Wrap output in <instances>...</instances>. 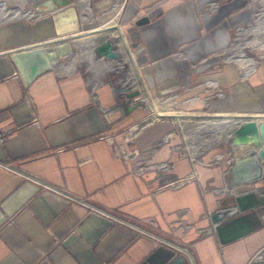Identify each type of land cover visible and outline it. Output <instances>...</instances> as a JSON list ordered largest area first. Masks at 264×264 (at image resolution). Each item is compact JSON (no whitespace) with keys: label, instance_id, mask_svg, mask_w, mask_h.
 Wrapping results in <instances>:
<instances>
[{"label":"crops","instance_id":"0c3cea01","mask_svg":"<svg viewBox=\"0 0 264 264\" xmlns=\"http://www.w3.org/2000/svg\"><path fill=\"white\" fill-rule=\"evenodd\" d=\"M41 1L0 0V81L14 72L7 52L74 34L95 40L69 67L62 60L35 79L20 102L0 107V164L7 166L0 167V264H188L158 238L187 247L194 264H249L264 247V209L235 241L221 245L208 234L222 178L214 161L202 164L190 151L178 126L190 129L218 115L227 118L217 126L219 134L225 128V138L246 120L241 116H264V61L248 62L253 67L245 74L220 58L232 32L251 18V5L86 0L30 21L31 9ZM141 17L149 21L136 26ZM112 19L116 24L105 28ZM108 35L125 38L130 54L125 52L124 62L130 61L140 86L161 97V107L174 101L177 115L141 127L146 111L137 108L111 125L104 122L90 92L115 60L93 56L92 47ZM84 56L101 68H83ZM215 88L223 95L211 96ZM25 98L33 102L37 123ZM136 124L135 133L125 135ZM110 139L135 157H114ZM158 164L164 167L159 170ZM192 170L194 179L152 194L157 185ZM50 187L85 198L147 234L101 216H78L69 198ZM248 191L264 193V180L236 189Z\"/></svg>","mask_w":264,"mask_h":264},{"label":"water","instance_id":"95a60500","mask_svg":"<svg viewBox=\"0 0 264 264\" xmlns=\"http://www.w3.org/2000/svg\"><path fill=\"white\" fill-rule=\"evenodd\" d=\"M73 1L86 0H43L32 10L49 13L68 5ZM149 21L141 17L135 21L141 26ZM76 34L69 37L33 44L25 48L7 52L13 64V75L0 81V107L18 103L23 92L39 76L55 70L62 60L74 57L77 51L92 46L95 38L77 40ZM93 56L106 60H116L119 56L117 48L110 40H103L92 47ZM90 98L101 114L104 122L111 125L143 104L139 91L134 86H127L115 81L105 74L99 78L98 85L90 92ZM221 116H214L192 125L190 129L179 125L182 140L190 151L199 157L202 164L214 161L222 178L219 187V198L215 208L208 216V234H214L219 244L223 245L241 238L252 226V217L264 209V193L254 191L236 192L239 186L264 180V116H241L246 118L233 130L224 135V128L219 134L218 122ZM209 137V138H208ZM207 139L210 142L208 143ZM78 216H84L85 208L71 204ZM264 261V247L261 250Z\"/></svg>","mask_w":264,"mask_h":264},{"label":"rangeland","instance_id":"374dc122","mask_svg":"<svg viewBox=\"0 0 264 264\" xmlns=\"http://www.w3.org/2000/svg\"><path fill=\"white\" fill-rule=\"evenodd\" d=\"M246 1L252 7V8L249 7V10L252 9V16L246 23H243L239 29H235L232 32V36H231V39L229 41V44L227 45V49L220 56V58H222L223 60H230L231 62H233V64H236L234 62V60H236V58L238 57L237 53H239L240 58L238 60H240V61H238V63L240 62L241 64H243L242 71L245 74H246V72L249 71V69H251V66H252V65L248 64V62L252 61L253 59L256 61V63H258V62L260 63V62L264 61V49H262V48L254 49L256 47H252L250 44V41H252L255 38V37H253V34L256 33L257 30H259V31L264 30V0H246ZM87 4L90 5V3H87ZM85 7H87V6H85ZM33 12L34 13H32V17L29 18L30 21L34 20L36 18V15L45 14V13H39L36 11H33ZM111 35H116V33L114 31H112ZM256 35H258V36L260 35L261 36L260 38H262V35L264 37V32L262 34H256ZM105 39L110 40L116 44L119 42L120 45H122V46H124V43H125V45L127 44L126 42H124L123 37H122V39L119 40L118 36H110V35L102 37V38L99 37L97 39V41H103ZM87 41L88 40H83L82 42L84 45H86ZM86 48H91V47L87 46L85 48L79 49L77 51L75 58L77 57V55L81 51L85 50ZM90 50H89V52H90ZM119 50H120L119 55H118L119 57L113 63H111L112 65L109 66V70H108V73L109 72L110 73L107 75L110 78H112L115 81V83H122V84H125L127 86L136 87L137 82H140V80H138V78H137L138 75L136 74V72L132 69L131 65L129 64L130 61L124 62V58L126 57V54L124 52H121L120 47H119ZM244 53L249 58H246L244 56ZM250 57H252L253 59ZM73 59H74L73 57L65 59L64 65L66 67H69V65L71 64ZM94 61L95 60L93 57L89 58L87 56H84L81 58L80 62H81V66L83 68H86V67H88V68L93 67L94 69L101 68L102 65H96V63ZM146 90L150 94L149 90L148 89H146ZM213 90H214V92L212 93L211 96L223 95V93H224V91L220 88H218V89L215 88ZM153 99L155 100V97L151 96V99H149V103L154 104L152 102ZM154 102L162 109H166L169 106L172 107L170 103L165 107H161V105H159L156 101H154ZM175 111L177 113L180 112L177 109H175ZM221 120H225V122H226L227 118L223 119V117H221ZM263 222H264V217H263Z\"/></svg>","mask_w":264,"mask_h":264},{"label":"built area","instance_id":"2783aa9c","mask_svg":"<svg viewBox=\"0 0 264 264\" xmlns=\"http://www.w3.org/2000/svg\"><path fill=\"white\" fill-rule=\"evenodd\" d=\"M119 40H120V37H119ZM113 44H115V46L117 48V51L119 53L120 50H119L118 43L116 44V43L113 42ZM121 52H122V50H121ZM137 84H139V87H138V85H136V89L139 91L140 98L143 100V104L140 106V108H142L144 111H146L145 116L140 120L141 127H143V126H145L147 124L159 121L161 119V117L166 116V115H157L158 116L157 119H151V116L153 115L154 112H153V110L150 107H148L147 100L145 99V98L151 99V94H149L146 89H144V88H142L140 86V82H138ZM25 99H26V102L29 105L30 110H31L32 122L33 123H37V117H36V112H35V108H34L33 102L30 99H27V98H25ZM155 99H156V102L158 104L161 103V99H162L161 97H159V98L155 97ZM173 103H174V101L170 103L171 106H172ZM136 125H139V124H136ZM129 128L126 130L125 135H126L127 131L129 130ZM172 134H173V132L168 133V135H172ZM109 143L112 145V155L114 157H120L123 160L127 161V160H130V159L134 158L135 155H136L133 151L126 152L122 148V145H115L112 142L111 139L109 140ZM163 165L164 164H158V166H155V167L160 170V169H162L164 167ZM0 167L6 168L7 166H6V164H0ZM140 168H141L140 170H142L144 167L140 166ZM193 171L194 170H192L187 176H184L182 178H175V179H172V180H167L164 184L157 185V187L152 191V194L154 195L155 193H157L159 191H162L163 189H176V188H178L180 185L184 184L185 182H187V181H189L191 179H194L193 178ZM157 176H158V174H157ZM27 178L32 180V181L38 182L35 178H32V177H27ZM50 189L52 191H55L57 193H60V194H62L64 196L68 197L72 204H77V205L85 208L87 213H89V214L101 216V217L109 219L110 221H112L114 223L127 226L131 230H133V232H135L138 235L146 236V234H147L146 231L144 229H142L138 224L123 220L122 218H119V217L115 216V214H113L112 212L105 211V210H103V209L91 204L85 198H75V197H72V196H69V195L65 194L62 191L56 190V189H54L52 187H50ZM158 240H159V243H161L162 245L164 244V245L168 246L169 248H171L173 251H178L181 254H183L184 257H185V260L187 261L188 264H194L193 256H192L191 252L189 251V249L187 247L173 244V243H171V242H169L167 240H164L162 238H158ZM249 264H264V261L261 258V251L258 252L250 260Z\"/></svg>","mask_w":264,"mask_h":264},{"label":"bare ground","instance_id":"6f19581e","mask_svg":"<svg viewBox=\"0 0 264 264\" xmlns=\"http://www.w3.org/2000/svg\"><path fill=\"white\" fill-rule=\"evenodd\" d=\"M114 24H116L115 23V20L114 19H112V20H110L109 22H106V25L107 26H105V28H108V27H112ZM95 29H97V28H95ZM95 31H97V30H95ZM264 32V30H257V32L256 33H254L253 34V37H255L252 41H250V44H251V46L252 47H256V48H254V49H258V48H262V49H264V37H263V35H262V38H260L261 36L259 35H256V34H262ZM117 36H119L120 37V35H117ZM252 37V38H253ZM76 38V37H75ZM84 37H79L77 40H82ZM251 38V39H252ZM120 39H121V37H120ZM121 42V41H120ZM124 42H126V40H125V38H124ZM118 45L119 46H121V49H123V52L125 53H129L130 54V51H129V48H128V45L126 44L125 45V43H124V46H122V45H120V43L118 42ZM248 47V46H247ZM238 54V57L236 58V60H234V62L238 65V67L242 70L243 68H242V66H243V64H241L240 62L238 63V59L240 58L239 57V53H237ZM244 56L246 57V58H249V57H247L246 55H245V53H244ZM250 58H252V57H250ZM253 59V58H252ZM254 60V59H253ZM255 61V60H254ZM256 64V61H255V63H254V65ZM141 87L142 88H144V89H146V87L144 86V85H141ZM146 100H147V105H148V107H150L152 110H153V115L151 116V119H157L158 118V116L157 115H167V114H176L177 112L175 111V109L174 108H172V107H168V108H166V109H162V108H160L154 101H156V100H152V102L154 103V104H151V103H149V99L148 98H145ZM169 103H167L165 106H167ZM177 115V114H176ZM185 121V120H184ZM138 127H139V125H134V126H131L130 128H129V130L127 131V133L126 134H134L135 133V131L138 129ZM193 175H194V173H193ZM194 177V176H193Z\"/></svg>","mask_w":264,"mask_h":264}]
</instances>
